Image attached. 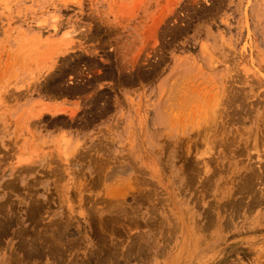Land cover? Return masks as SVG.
Returning <instances> with one entry per match:
<instances>
[{
    "label": "rangeland",
    "instance_id": "rangeland-1",
    "mask_svg": "<svg viewBox=\"0 0 264 264\" xmlns=\"http://www.w3.org/2000/svg\"><path fill=\"white\" fill-rule=\"evenodd\" d=\"M0 264H264V0H0Z\"/></svg>",
    "mask_w": 264,
    "mask_h": 264
},
{
    "label": "bare ground",
    "instance_id": "bare-ground-1",
    "mask_svg": "<svg viewBox=\"0 0 264 264\" xmlns=\"http://www.w3.org/2000/svg\"><path fill=\"white\" fill-rule=\"evenodd\" d=\"M17 92V91H16ZM35 92V91H34ZM12 96H14V95H12ZM217 104V103H216ZM221 109V108H220ZM159 113V112H158ZM165 113V112H164ZM207 114V113H206ZM163 116L164 115H161V113H159L158 115L157 114H155V116H154V118H152V121L151 122H153V123H155V124H158V125H160V124H162V125H164L165 126V124L166 123H168L167 122V119H168V121H169V118H166V120L163 118ZM203 116V115H202ZM168 117V116H167ZM199 117V116H198ZM217 119V118H216ZM19 120V119H18ZM20 122V121H19ZM154 124V125H155ZM199 124V123H198ZM212 124V123H211ZM47 125V124H46ZM204 125V124H203ZM210 125V124H209ZM161 126V125H160ZM213 126V125H212ZM151 127V126H150ZM199 127V126H198ZM212 128V127H211ZM151 129V128H150ZM201 130V129H200ZM210 130V129H209ZM191 131V130H190ZM206 132V131H205ZM210 132V131H209ZM205 137V136H204ZM215 137V136H214ZM213 137V138H214ZM219 137V136H218ZM62 139V138H61ZM63 140H64V138H63ZM66 140V139H65ZM206 145V144H205ZM249 146V145H248ZM209 149V148H208ZM249 150V149H248ZM189 151V150H188ZM206 151V150H205ZM247 151V150H246ZM206 153V152H205ZM143 154V153H142ZM204 154V153H203ZM207 154V153H206ZM158 156V155H157ZM205 166V165H204ZM201 167V166H200ZM27 169V168H26ZM30 169V168H29ZM151 169V168H150ZM206 169V168H205ZM208 169V168H207ZM32 170V169H31ZM25 171V170H24ZM207 172V171H206ZM157 175V174H156ZM159 176V175H158ZM141 179V178H140ZM230 186V185H229ZM133 214V213H132ZM149 221V220H148ZM150 222V221H149Z\"/></svg>",
    "mask_w": 264,
    "mask_h": 264
}]
</instances>
